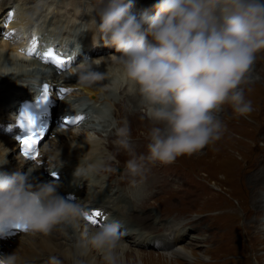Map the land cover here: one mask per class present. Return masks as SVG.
Returning a JSON list of instances; mask_svg holds the SVG:
<instances>
[{
  "label": "clouds",
  "instance_id": "obj_1",
  "mask_svg": "<svg viewBox=\"0 0 264 264\" xmlns=\"http://www.w3.org/2000/svg\"><path fill=\"white\" fill-rule=\"evenodd\" d=\"M132 8L133 0H99L93 11L101 23H91L94 40L115 48L125 83L140 96L152 125L147 154L139 156L127 124L116 128L114 143L131 157L126 172L135 187L149 165H171L219 141L226 105L237 118L252 114L246 90L257 57L264 53V0H159L151 17H138ZM91 61L85 59L86 67L79 72L84 86L100 75ZM30 83L38 86L37 80ZM94 171L79 167L75 176L87 179ZM59 188L56 180L38 182L31 169L0 172V239L16 232L47 237L55 230L78 231L89 213ZM124 235L119 221L85 232L76 243L74 264H84L79 257L93 252L103 264H120ZM17 259L15 253H0V264H17ZM50 264L62 261L52 256Z\"/></svg>",
  "mask_w": 264,
  "mask_h": 264
},
{
  "label": "rangeland",
  "instance_id": "obj_2",
  "mask_svg": "<svg viewBox=\"0 0 264 264\" xmlns=\"http://www.w3.org/2000/svg\"><path fill=\"white\" fill-rule=\"evenodd\" d=\"M61 1L63 0H56L54 3H61ZM68 1H75L72 5L73 7L74 5H77L78 2L80 4L79 8L82 9V11H90L99 3V0ZM50 2L51 0H32V2H30V0H13L11 3H9V0H0V45L4 41L9 42L12 39H19V42H21L22 36L16 35L15 31L12 29L13 26L11 25L14 22H19L18 18L21 14H27L29 16L35 17L42 10L44 13L47 12L48 17L51 13H53L52 15H55V17L60 20V22L54 26L55 28L59 26L62 27L64 24H67L68 27L70 25L72 27V25L75 26L77 24L84 25V23L72 18L70 14H66L64 10V12L61 11L60 8L57 10L58 7L52 5ZM105 2H107V0H105ZM158 2L159 0H133V8L131 11L133 14L140 17L145 15L144 11H148L152 8L153 11H151V15L153 16V13L155 12L154 5ZM11 9L12 11L6 15V12ZM52 15L49 16L47 25L51 24L55 20V17ZM82 16L84 15L82 14ZM86 26L88 30V25L86 24ZM1 27L8 29V31H1ZM55 28L53 32H56ZM32 29V32L36 35L35 39H37L40 32L37 28ZM86 32L83 33L84 36ZM4 35L10 36L11 38L6 39L4 38ZM81 40L82 37L80 38V43ZM24 46L26 49H30V47L28 48L26 45ZM36 48H38V45ZM115 54L116 53L114 50L110 51L109 53L105 52V54H101V60L91 63L93 70L100 74L98 77L99 79H104L107 75L112 78V83L110 82L111 85L109 83H102L98 79L92 84H96L97 87L101 86L104 90H106L105 88H109L113 93H108V95H105V97L108 96L110 100L104 105L100 106L98 112L97 110L96 112L92 109L89 110L88 106H91L92 104L89 102L88 94L83 91L82 86H79L80 84L73 87L75 90L68 92L67 96H70L72 101L79 100L78 103H73L74 109L79 108L81 104L82 107H86V109L89 111L91 118L87 120L88 123L87 121L83 122L82 128L75 126L76 128L74 127L73 129V127H68L66 130L68 132L67 134L60 133L59 131H61V129L54 126L49 131V134L40 146L41 153L45 152L46 154L61 155L62 152L69 150L71 147L70 142L67 141V138L71 137V135L77 136V138L83 139L85 141L97 143L100 152L96 161L98 164L104 165V159L109 161L112 160V166L110 167L111 171L104 172V176L99 177L95 170L91 175H89L87 179H84L85 182L87 181V183H90L89 181L92 179L98 181L99 179L102 180L105 178L112 179V177L114 180L113 182H115L117 179L113 172L117 175L124 174L126 172V162L131 158L130 156L123 157L120 155H116V157H114L110 150L111 146L118 148V146L114 144V141L117 139L115 134L116 128L119 127L118 124L120 121H118L116 116L113 115L115 106L116 104H120L122 106L126 104L129 105L128 101L124 99V94L126 92L135 91L125 83L121 69H119L116 65L117 63H115ZM5 59L11 60V65L13 67L10 66V63L8 66ZM31 61L32 59L27 57L26 53L18 55L13 54L8 50L0 49V72L2 73L0 75V121L3 123L5 128L8 125V119H10V116L8 117V112H6V109L4 108V105H6L7 102L6 99L8 98V92L11 88L17 89L20 87V90L22 91L20 95L22 96V94L25 93V88L28 87L30 89V82L36 77L29 78L24 76L17 79V75L19 73L18 71L30 70L28 68V64H31ZM80 61H82L81 58L77 62H74L68 69L59 72L58 76H62L66 73L70 74L71 71L76 74L77 71L75 70L79 69L82 64ZM85 67L86 66L82 67L81 69H84ZM81 69H79V72ZM260 69L262 76H259V74L255 72L253 73V80L259 79V77L263 78L264 63L258 64L257 70L260 71ZM24 72L25 71H23V73ZM78 80L79 78L77 81ZM62 87L66 86L63 84ZM135 94L136 93H134L132 96ZM102 97L103 99L105 98L104 96ZM247 98L252 101L253 108H256H254L252 114L246 119L235 117L231 108L227 105L225 106L224 111L220 114V117L225 125V131L221 139L215 144L207 146L200 153L194 154L190 157L182 156L171 165L164 166L157 164L155 166H148V170L145 175L148 180H156L154 186L151 187L150 185L148 190H142V192L137 189L131 194V188L133 186L131 187V185H129L128 189H121V191L119 189V195L121 196V199H117V195H115V202H118V205L120 203L121 207L125 206L124 208L126 210L130 208V197L137 200L143 196L140 200H144L146 205L141 207L135 205V210H139L140 208L141 211L142 209L150 211L152 209L151 216H158L159 212H161L160 215L163 217V221L168 219H178L185 222L184 226L186 228L185 232L187 235V241H184L181 246L187 248L189 251H192L194 254H196V256H192L190 260L177 257H175L173 260L161 258V262H158L152 259L148 260L146 258L143 259V261H140L133 255L126 257L124 253H121L120 264H229L231 263L232 259L237 261L244 259L241 264H264V251H260L262 246L260 242L264 235V214L260 216L263 222H260L259 224V228L261 229L262 233H259L258 230L252 226L254 224L251 223V221L254 219V216H252L254 201L252 177L257 175L258 168L264 169V91L258 97L250 96ZM60 103L56 110V117L59 113L67 114L68 112H72L73 107L71 110H69V105V108L67 109L68 112H65V110L62 109ZM70 103L71 102L68 104ZM84 104L88 105L84 106ZM127 105L126 108L128 109ZM129 109L133 112L135 110L130 106ZM139 114L137 116L142 117V120L145 117L146 119L138 123L135 122L134 119L127 121V119L123 118L122 125L127 124L128 128L130 129V137H139L143 147H145V145H147L149 142L147 137L152 125L146 115V110L144 107L140 108ZM101 115L102 118L105 116L109 120H105L101 127H98V123L97 125H94L93 123L94 121L95 123L98 122L97 118L101 117ZM131 122H134L133 126ZM88 124L90 126H87ZM104 124L106 125L105 127ZM111 126L114 127V130L110 128ZM102 128L105 129L102 130ZM58 132L60 135H63V139H61L62 141L55 139L53 136L54 133L56 134ZM72 132L73 134H71ZM1 134L2 132H0V136ZM142 149L136 151L135 155H146V151ZM17 154L18 153L15 152L12 155V157L14 156L13 159H9V162H11L12 165H14V163L18 165L21 161ZM40 158H42V156ZM67 159L70 158H65V156H63L62 162L66 164L64 160ZM109 161H106V167H108ZM257 163L259 165H257ZM47 165L48 164L46 160L40 162H27L25 173L28 171V169H31L33 171V177H35L39 182L38 169L46 167L47 170L49 169L47 177L51 178L50 172L54 170L48 168ZM91 167L93 168V165ZM59 168H62V166L59 165ZM2 169H9L6 163L0 165V170ZM57 170L58 169H56V171ZM71 174L73 173L71 172L69 175ZM123 176L125 179V177H129L130 175L126 172V174ZM64 179L65 178H62V180ZM51 181H53L52 178ZM145 181L146 180L144 179L141 183L145 185ZM90 184L85 185V187L88 189ZM59 185L62 190L65 189L64 181H60ZM144 188L146 187L144 186ZM143 191L145 192L143 193ZM85 192V188H82L80 191L81 195H83ZM169 201H172L174 205H172ZM262 204L264 206V202ZM249 212H251V214H249ZM110 214L113 216V218L116 216L117 220H112L110 218L111 216H108L105 219L107 222L105 224L123 220V216L117 212L116 206H113L112 204L110 205L109 215ZM249 215H251V218ZM189 224L191 227H188ZM122 225L123 224H121V229L124 230V228H122L124 225ZM227 235L229 238H226ZM127 245L128 244L126 243L125 246ZM140 248L143 249L142 251H144L146 254L155 255V258H158L160 253H162L161 250H153L152 248L148 247ZM252 249H258L256 255H253L254 251L252 252ZM248 256L252 257L251 260L247 262L245 258ZM76 258L77 253L74 254L72 264H74V260ZM79 259H81L84 264H87L83 256L79 257Z\"/></svg>",
  "mask_w": 264,
  "mask_h": 264
},
{
  "label": "bare ground",
  "instance_id": "obj_3",
  "mask_svg": "<svg viewBox=\"0 0 264 264\" xmlns=\"http://www.w3.org/2000/svg\"><path fill=\"white\" fill-rule=\"evenodd\" d=\"M11 1H13V0H9V3H11ZM55 1L56 0H51L50 3L52 5H55L56 7H58V9L56 8L57 10H59V8H60L61 11L64 10L66 14H70L71 17L74 18L75 20H78L81 23H84V25H86V24L88 25V30L85 33V36H84V34L81 36L82 40H81V43L79 45V50L73 51L71 54L72 55V59H71L72 64L74 62H77L81 58L82 61H80V62H82V64H81V67L79 68V69H81L82 67L86 66V63H84L85 59L92 60L91 63H95L96 61L101 60V57H102L101 54H105V52L109 53L110 51L114 50V52L116 53L115 48L105 46L102 39L99 41L94 40L95 25L91 22L93 20H95L97 25L99 23H101V18L98 14V11H93V9H91L90 11L89 10L82 11V9L79 8L80 4L78 2H77V5H74V7L72 6L75 1L70 2L68 0H63V1H61V3H54ZM55 6H53V7H55ZM67 8H68V10H67ZM151 11H153L152 8L149 9L148 11H144V13L147 16L151 17L152 16ZM81 12H86V14H83L84 16H82ZM153 14L155 15V12ZM18 20H19V22H14L11 25L13 26L12 29L15 31V34L18 36H22L21 42H19V39H12L9 42L4 41L1 43L0 49L8 50L9 52H11L13 54H18V55H20V54L22 55V53H26L27 57H29L28 56V49H26V47L24 45H26L28 48L29 47L31 48L33 45V42H35L36 45L40 44V41H37V39H35L36 35L32 32L33 29L30 27L34 23V18L32 16L27 15V14H21L20 17L18 18ZM55 20H56L55 25L58 22H60V20H58L56 17H55ZM73 26L74 25H72V27ZM21 32L23 34H21ZM70 33H71V28H69L65 32L66 35H69ZM30 34L32 35V37L34 36L31 39L29 37ZM54 34H55V31L53 32V35ZM50 44H51V42H49V44H46V47H48ZM52 45H54V44H52ZM64 47L65 46L61 43L58 50L62 51L64 49ZM115 55H117V53ZM30 58L32 59V57H30ZM5 61L7 62V65L10 63V66L13 67L11 65L12 64L11 60L5 59ZM115 63H116V61H115ZM259 63H264V53H261L258 55L257 61L253 67V73L256 72L259 74V76H262L261 69H260V71L257 70V66ZM116 65L120 69L119 65L118 64H116ZM28 68L30 69L28 71L27 70L18 71L19 73L17 75V79L20 77H24V76L29 77V78H33L35 76H40L42 78H47V77L48 78L52 77V78H56V79L59 78V77H57V75H58L57 72L54 71L53 73H51V72H48L46 70L47 68L51 69V67H48L47 65H39L37 62L31 61V64H28ZM79 69L75 70V71H77L76 74L73 71H71L70 74L69 73L63 74L62 76H60V78L63 79V83L66 87H69V86L75 87V86L80 84L79 86H82L83 91H85L88 94L89 102L92 104V105L90 104L91 106H88V109L89 110L92 109L95 112L97 110V112H98L100 106L104 105L105 103H107V101L110 100L108 98V96L105 97V95H108V93L110 94L113 92H111V90L109 88H105L106 90H104V89H102L101 86L97 87L96 84L91 85V86L82 85L79 80L77 81V79L79 78ZM23 71H25V72L23 73ZM253 73H252V75L254 78ZM1 74L2 73L0 72V75ZM5 78H7V77H5ZM98 80L102 83L103 82L109 83L110 85L112 83L111 82L112 78H110L109 75H107L104 79L98 78ZM62 86L63 85H61V87ZM263 91H264V75H263V78L259 77V79L253 80V82L248 86V89L246 90V96L247 97H250V96L258 97ZM134 93H136V94L134 96H132ZM24 95H27V93L22 94L21 98ZM124 95H125L124 99H126L129 103V105L126 104L128 106V109L126 108V105L122 106L120 104L119 105L116 104L115 110L113 113V115L116 116L118 121H120V123L118 122L119 123L118 126L119 127L123 126L122 125V122H123L122 119L123 118L127 119V121L128 120L131 121L130 119H134L135 122H138V123L143 121L144 119H146V117H145L142 120L141 119L142 117L137 116L140 113V108L143 107L141 104V98L138 95V93L136 91H133V92H126ZM102 96H104L105 98L103 99ZM78 101L79 100L72 101L70 96H67V93H65L63 101L60 104H61L62 109L65 110V112L66 111L68 112L67 109L69 108V105H70L69 110H71L73 107V103L74 102L78 103ZM69 102H71V103L68 104ZM122 103H123V101H122ZM85 105H88V104H84V106ZM129 106L133 107L135 109L134 112L129 109ZM80 107H82L81 104H80ZM4 108L6 109V112H8V117L10 116V119H8V125L6 128L3 126V123L0 121V132H2V134L0 136V162H2L4 159H6V161H7L6 165L8 166L9 169H7V170L2 169V170H0V172L7 173V174H12V173H15L17 171L25 172L26 163H27L26 161L21 160L18 165H16L15 163H14V165H12L11 162H9V159H11V158L13 159V157H14V156L12 157V155L15 152L18 153V145L15 141V136L18 137L19 132L17 131L16 127L13 125L14 122L12 123V115H13L14 110L12 108L6 107L5 105H4ZM254 108H256V107H254ZM75 109H77V108H75ZM75 109L73 107L72 111H74ZM56 113H57V111H56ZM69 114H72V112H70ZM139 115H141V114H139ZM101 118H102V115H101V117L97 118L98 122L95 123V121H94L93 124L97 125V123H98L97 126L101 127L102 123L105 120H109L105 116H103L102 119ZM119 118H121V119H119ZM87 123H88V121H87ZM133 124H134V122L132 123V126H133ZM263 125H262V128H263ZM63 126L64 125H62L61 127H63ZM87 126H90V125L88 124ZM105 126L106 125L104 124V127ZM8 128H10L9 131H8ZM110 128H112L114 130L113 126H111ZM60 129H61V131H59L60 133H62V134L68 133L66 131L67 128L63 127ZM73 129H74V127H73ZM103 129H105V128H102V130ZM14 130H16V131L14 132ZM59 132L56 134L54 133L53 136L55 139L62 141L61 139H63V135H60ZM71 134H73V132ZM110 136H111V134H110ZM116 138H117V136H116ZM67 141L70 142L71 147L69 148V150L62 152L61 155L46 154L44 152V153H41V155L37 159L38 162L46 160L47 164H48L47 167L54 170V171H56V169L59 168V165H61L63 167L64 172L62 171L60 173L63 174L65 172H67L64 180H62L63 177H61V180L64 181V185L69 183L70 177L73 175V174H71V175H69V174L72 172L73 167L71 168L69 165L62 162L63 156H65V158L73 157L72 158L73 160L71 159L72 162H75L77 159H79L80 164H78V166L85 168V169L93 165V169L96 170V173L98 174L99 177L104 176L103 175L104 172H108V170H104V169H108L112 166V163H111L112 160L109 161V160L104 159V162H105L104 165L97 163L96 159H97L99 152H100L99 148H98L99 146L97 143L85 141V140L79 139V138H77V136H73V135H71V137H68ZM131 142H132V146L134 149V153L136 151L141 150L142 148H143L142 150H145L147 153V149H146L147 145H145V147H143V144H142L141 140L139 139V137H131ZM146 142H148V141H146ZM110 150H111V154L114 157H116V155H120L123 157L124 156L129 157V154L123 149H118L116 147L111 146ZM72 155H74V156H72ZM17 156L19 158L18 154H17ZM41 156H42V158H40ZM108 158H110V157H108ZM106 161H109L108 167L105 166ZM257 165H259V164L257 163ZM149 166H151V165H149ZM75 167H77V166L75 165ZM48 170L46 169V167H42V168L38 169L39 182L51 181V178L47 177ZM255 170H256V168H255ZM257 170H258L257 175H254L252 177V180H253V183H252L253 188L252 189H253V198H254L253 215L252 216H254V219L251 221V223L254 224L252 226L256 230H258L259 233H262L261 229L259 228L260 227L259 224H260V222L261 223L263 222V220L261 219L260 216L262 214H264V206L262 204L264 202V169L258 168ZM113 174L116 176V179H117L115 182H113L114 180H113L112 176H110V177H112V179L105 178L102 180L99 179V181H97V180L95 182L93 181L89 185L90 186L88 188L89 193H87L85 197H81V196L77 197V200L82 203V205L85 207L86 211L89 213L88 216L93 217V219H98L97 217H95V212H94L95 209H100L102 211L108 212L110 210L111 204L113 206H116L117 212H119L123 216V220L122 221L119 220L120 223L124 224V227H126L127 229L128 228L133 229V232L136 235V238H135V236L127 237L125 235L122 237L123 248L121 250V253H124L126 255V257L133 255L135 258H137L140 261H143V259L146 258L148 260L152 259V260L158 261V262H161V258L167 259V260H173L175 257H177V258H183L185 260H190L192 258V256H196V254H194L192 251H189L187 248L181 246L184 241H187V235L185 232L186 228L184 226L185 222L180 221L178 219L177 220H173V219L169 220L168 219V220L163 221V219H162L163 217L160 215L161 212H159L158 216H151L152 209L150 211H148L146 209L145 210L142 209V211H141L140 208H139V210H135L134 207H136V206L141 207V206L146 205L144 200H140L143 196L137 200L130 197V199H131L130 208L127 209L129 211H127L124 208L125 206L121 207L120 203L118 205V202H115V195H117V199L118 198L121 199V196L119 195V189H120V191H121V189H128L129 185H131V187H132L131 181H129V180H132V177L129 176V177H125V179H124L123 175H125L126 172L124 174H121V175H117L114 172H113ZM144 179L146 180L145 181L146 184L143 185L141 182H139L135 187L131 188V194L133 191H135L137 189L140 190L141 192H142V190H148L150 188V185L152 187L156 183V180H148L146 175H145ZM138 180H139V178H138ZM107 183H109V184H107ZM144 186L146 188H144ZM59 192L64 196H68L67 195L68 192L66 191V189L62 190V188H60ZM144 192L145 191H143V193ZM135 196H137V195H135ZM162 197H164V196H162ZM160 198H161V196H160ZM169 202L172 205H174L172 201H169ZM132 211H133V213H132ZM249 214H251V212H249ZM164 215H167V214H164ZM249 217L251 218V215H249ZM114 218H115V220H117L116 216H114ZM150 219H152V220H150ZM188 227H191L190 224L188 225ZM192 227H194V226H192ZM96 228L97 227L91 225L90 223H88L84 220L81 222V225H80V228L78 231H74L72 229H67L66 231L55 230V231H53V233L51 235H49L47 237L42 236V235H40V236H29V235H26L25 233H19V234H16L15 237H12L11 239L0 240V253H3V254L15 253L17 258H18L17 264H50V257H52V256L59 258L62 261V264H72V259L74 257V254L77 253V250L75 247L77 241L81 239V237L83 236V234L85 232L94 231ZM122 231H123V233H125L126 230L121 229V232ZM226 238H229V236L227 235ZM192 240H194V239H192ZM126 243L128 244L127 246H125ZM260 244L262 245L260 251H264V235L261 239ZM157 246H160L159 249L157 248ZM140 247H146V248L148 247V248H152L153 250L154 249L155 250H161L162 253H160V256H162V257L159 256L158 258H155L154 257L155 255L146 254L144 251H142L143 249H141ZM252 252H253V255H256V252H258V249H255V250L252 249ZM258 256H260V255H258ZM83 257L85 258L87 264H103V261L101 262L102 258L94 252L90 253L87 256H83ZM251 257L252 256H250V257L248 256L247 258H245V260L248 262L251 260ZM243 260L244 259L237 261V260L232 259L231 263H229V264H241L243 262Z\"/></svg>",
  "mask_w": 264,
  "mask_h": 264
},
{
  "label": "snow or ice",
  "instance_id": "obj_4",
  "mask_svg": "<svg viewBox=\"0 0 264 264\" xmlns=\"http://www.w3.org/2000/svg\"><path fill=\"white\" fill-rule=\"evenodd\" d=\"M36 43L33 42L32 47L28 50V56L31 57L36 52ZM45 63L51 62L55 66L62 68L65 64L70 63L69 60H66L62 58L60 55H58L53 49H49L46 53L43 54L41 57ZM43 91L45 93L44 101L47 102V94L49 92V88L47 85H44ZM83 117H80L79 120H82ZM26 123L28 125V134L21 138V143L23 144V152L25 156H30L32 153V150L35 149L36 145L38 144L39 138H41L44 134L45 128L43 126H40V123L38 122V118L32 114H28L26 116ZM68 123H72L69 121ZM39 127V131H37V128ZM39 155L38 151L36 154L31 155V159L33 161L36 160L37 156ZM101 213L97 211L95 213V217L99 218L101 217ZM87 219L91 221L92 224H96L97 220L93 219V217L88 216Z\"/></svg>",
  "mask_w": 264,
  "mask_h": 264
}]
</instances>
